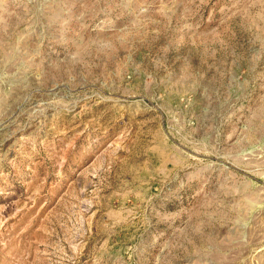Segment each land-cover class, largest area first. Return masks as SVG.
Listing matches in <instances>:
<instances>
[{
  "label": "rangeland",
  "instance_id": "1",
  "mask_svg": "<svg viewBox=\"0 0 264 264\" xmlns=\"http://www.w3.org/2000/svg\"><path fill=\"white\" fill-rule=\"evenodd\" d=\"M0 264H264V0H0Z\"/></svg>",
  "mask_w": 264,
  "mask_h": 264
}]
</instances>
